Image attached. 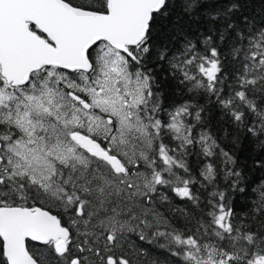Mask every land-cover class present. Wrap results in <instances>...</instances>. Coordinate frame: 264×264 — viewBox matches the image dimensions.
I'll list each match as a JSON object with an SVG mask.
<instances>
[{"label":"snow or ice","instance_id":"obj_1","mask_svg":"<svg viewBox=\"0 0 264 264\" xmlns=\"http://www.w3.org/2000/svg\"><path fill=\"white\" fill-rule=\"evenodd\" d=\"M0 264H264V0H0Z\"/></svg>","mask_w":264,"mask_h":264},{"label":"trees","instance_id":"obj_2","mask_svg":"<svg viewBox=\"0 0 264 264\" xmlns=\"http://www.w3.org/2000/svg\"><path fill=\"white\" fill-rule=\"evenodd\" d=\"M254 175L258 176V175H259V173H254Z\"/></svg>","mask_w":264,"mask_h":264}]
</instances>
